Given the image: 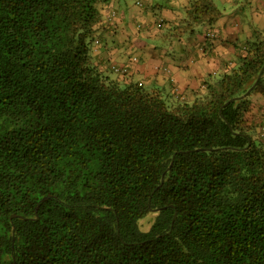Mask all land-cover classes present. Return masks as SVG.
<instances>
[{"label": "trees", "instance_id": "1", "mask_svg": "<svg viewBox=\"0 0 264 264\" xmlns=\"http://www.w3.org/2000/svg\"><path fill=\"white\" fill-rule=\"evenodd\" d=\"M110 2L0 0V264H264V36L171 104L103 60Z\"/></svg>", "mask_w": 264, "mask_h": 264}, {"label": "crops", "instance_id": "2", "mask_svg": "<svg viewBox=\"0 0 264 264\" xmlns=\"http://www.w3.org/2000/svg\"><path fill=\"white\" fill-rule=\"evenodd\" d=\"M165 1L166 5L164 6H161L158 0L141 1L142 4L139 6L140 8L138 11L143 15L144 21L143 24L136 21L137 30L134 24L132 25L128 22L130 16H136L138 13V11L134 9V6H136L134 1L112 0L118 18L114 21L111 19L105 29L106 31L104 34L108 36V40L112 43V46H110L108 42H105L104 54L106 56L112 55L113 58H116L115 55L117 53H123L119 52V50H122L123 46L127 47L131 44L135 46L138 51L143 47L142 45L145 42L144 38L157 36L159 34L158 29H156V24L161 23L162 26H164V23L178 24V20L181 22L184 19V12H180V14H183V17L179 19L176 10L177 8H181L185 11L184 5L187 3V0L181 2ZM254 2L256 7L252 8L253 19L257 21L258 28H256L252 22L247 21L244 25L238 18H234L232 22H230L232 19H229V21H227L228 23L223 21L224 26L221 25L222 27L219 26L217 28L212 26L207 31L204 30V32H196L194 29L188 30L192 33L189 38L188 46L179 50L178 58L176 57L174 61L168 57H160L159 60H153L151 58L147 61L129 57L127 61L125 59L122 60V64L120 65L130 64L132 78L144 82L143 79H141L142 77L138 75L144 76L145 81L153 85L151 89H159L157 87L159 74H163L165 79L168 78V84L173 86L177 99L183 97H185V99H192L196 92L204 88L203 83L199 84V82L203 80V77L206 76L203 72L204 68L202 67V61L205 63L203 66H207L209 71L212 70L213 74L217 73L221 68H223V73L228 72L233 67L237 66L238 56L242 53L247 42L254 39L255 36H264L262 33L264 31V0H254ZM208 32L211 33L210 36H208ZM182 34L183 32L179 33L177 37H180ZM119 35L125 40L124 43L118 38ZM182 38H184V35H182ZM108 46L113 49L109 51L107 48ZM167 50L168 49L163 48L164 52ZM183 50L189 53L187 65H185L186 61L184 59ZM106 56H103L104 61H106ZM109 62L112 63L113 61L109 60ZM195 63L198 65L194 67ZM189 64L193 65V73H189ZM150 79H152V81ZM251 101L252 108L251 111L246 114V117L250 125L259 127L261 123H264V98L259 94H254L253 97H251Z\"/></svg>", "mask_w": 264, "mask_h": 264}, {"label": "rangeland", "instance_id": "3", "mask_svg": "<svg viewBox=\"0 0 264 264\" xmlns=\"http://www.w3.org/2000/svg\"><path fill=\"white\" fill-rule=\"evenodd\" d=\"M130 1L131 2L134 1L135 5H136V6H134V9L136 11H138L140 8L139 6H141V5H138L136 2L137 1L143 2L144 0H130ZM169 1L181 2L184 0H169ZM212 2L217 7V9L221 12V16L214 23L209 24V23L204 22V23L198 24V26H195L193 28L196 32H204V30L207 31L212 26H214L216 28L221 26V25L224 26L223 21L227 22V21H229V19H232L230 21V22H232L234 18L240 19V22L244 25H245V22H247V21L252 22V23H254L255 27L258 28L257 21L253 19V9L252 8L256 7L254 5V3H255L254 0H212ZM158 3L161 6L166 5L165 0H158ZM110 4H111L110 6H108V5L104 6L105 7L104 11L108 15L111 13L112 19L114 21L118 18V14H115L112 12L113 10H115L114 9L115 5L113 4V2H110ZM251 4H253V5H251ZM140 11H142V10H140ZM176 11H177L176 12L177 17L179 19L181 17H183V14H180V12H184L183 9L177 8ZM128 20H129L128 22L131 23L132 25L134 24V27L138 30L136 21L143 24L144 17L138 11L136 16H130L128 18ZM185 25H186L185 20H182L181 22H180V20H178V24H173V23L166 24V23H164V26H161V27L158 24H156V27H157L156 29H158L159 34L157 36L155 35V36H150V37L144 38L145 42L142 45L143 47H141L138 51H137L135 46H132V44L130 46H127V44H126L128 49H127V47L123 46L122 50H119V52H123L124 54L123 53H117L115 55L116 58H113L112 55L106 56L104 53H103V55L106 56L109 60H112L114 63L117 62L116 63L117 65L122 64L121 62L124 59L126 61L129 60V57H132V58L135 57V58L142 60V61H147L148 59H151V58L153 60H156V59L159 60L160 57H168L174 61V60H176V57L178 58L179 50H181V48H185L186 46H188L190 35H192V33H190L188 31L189 28H187V29L184 28ZM181 32H183L182 35H184V38H182V35L180 37H177L179 35V33H181ZM209 32H208V36L211 35V33H209ZM260 32H262V31H260ZM262 33L264 34V31ZM104 37H105L104 38L105 42L106 43L108 42L109 45L112 46V43L109 42V40H108V36L106 34H104ZM118 38L120 39V41H122L124 43L125 40H123V37L121 35H119ZM107 48L109 51L113 49L109 46ZM163 48L168 49V50L166 52H164ZM183 51H184V59L186 61L185 65H187L189 53L186 50H183ZM160 54H161V56H160ZM196 65H198V64L195 63L194 67ZM203 65H205V63H203V61H202V67L204 68L203 72H204V74H206V76L203 77V80L200 81L199 84L203 83L205 85L206 83H212V82L216 81L217 79H219L221 77V75L224 74L223 68L218 70L217 73L213 74L212 70L209 71L208 67L207 66L204 67ZM192 68H193V65L191 64L190 67L188 68L189 73H191V72L193 73ZM229 71H231V70H229ZM138 76L142 77L141 79H143L145 86L148 89L153 88V85H150L149 82L145 81L144 76H141V75H138ZM150 80L152 81V79H150ZM157 84H158L157 87L161 90L164 98L166 99V101L168 103L175 104L176 102H178V99L174 93L173 86L168 84V78L165 79L163 74H159V79H158ZM203 91H204V88H203ZM253 95L254 94H251L249 96L250 99H251V97H253ZM186 100H191V99H186ZM249 132L253 136L257 137L259 135V133L261 132V126L259 125V127L258 126L253 127L250 129Z\"/></svg>", "mask_w": 264, "mask_h": 264}, {"label": "built area", "instance_id": "4", "mask_svg": "<svg viewBox=\"0 0 264 264\" xmlns=\"http://www.w3.org/2000/svg\"><path fill=\"white\" fill-rule=\"evenodd\" d=\"M138 5H141L142 3L140 1L136 2ZM115 70H124L127 71L128 69L126 67H116ZM261 135L264 137V124L261 126Z\"/></svg>", "mask_w": 264, "mask_h": 264}, {"label": "water", "instance_id": "5", "mask_svg": "<svg viewBox=\"0 0 264 264\" xmlns=\"http://www.w3.org/2000/svg\"><path fill=\"white\" fill-rule=\"evenodd\" d=\"M260 76H261V73L259 74V77H260ZM251 89H252V88L248 89L243 95H241V96H239V97H234V98L230 99L229 101H227L226 104H229L231 101L236 100V99H238V98H242V97L247 96V95L250 93ZM162 181H163V177H162Z\"/></svg>", "mask_w": 264, "mask_h": 264}]
</instances>
